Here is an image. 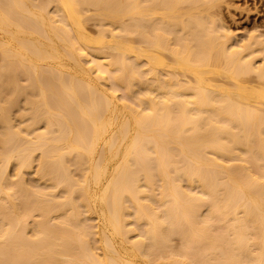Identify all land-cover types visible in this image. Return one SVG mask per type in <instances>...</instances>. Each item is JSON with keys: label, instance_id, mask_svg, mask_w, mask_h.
Instances as JSON below:
<instances>
[{"label": "bare ground", "instance_id": "6f19581e", "mask_svg": "<svg viewBox=\"0 0 264 264\" xmlns=\"http://www.w3.org/2000/svg\"><path fill=\"white\" fill-rule=\"evenodd\" d=\"M221 1L0 0V264H264V45Z\"/></svg>", "mask_w": 264, "mask_h": 264}, {"label": "rangeland", "instance_id": "374dc122", "mask_svg": "<svg viewBox=\"0 0 264 264\" xmlns=\"http://www.w3.org/2000/svg\"><path fill=\"white\" fill-rule=\"evenodd\" d=\"M218 3L220 4V2H218ZM219 4H217V6H216L217 8L216 7L213 8V10H212V15L213 16L211 17V20H213V19L215 20L216 19L217 22H218L219 21L218 19L221 18L222 21L220 20V22L223 23L228 28V30L234 34L233 42H234V44H236V46L239 45L240 43H246L251 35H258V37L260 38L259 40L262 39L261 42H262V45H264V0H223V1H221L220 6H219ZM216 9H218V10H216ZM89 14H91V16H92L91 18L92 19H89V21L86 22V24H85V26L87 28L86 30L89 31L90 35L91 34L92 35H96V33H97L96 30L98 29L97 25H96L97 21L94 19L93 11L89 12ZM214 14H215V16H214ZM217 14H218V16H217ZM215 17H217V18H215ZM93 20H95L96 23ZM254 55H255V57H254L253 61H255V65L264 64V53L256 52ZM248 74H250V75H248ZM248 74L242 73L241 76L239 75L238 78H239V80L241 79V83L240 84H243V87H248L249 86L248 88H250L251 86H253V87H255V88L259 89V90L260 89L264 90L263 85H262V83L264 84V81H262V78L260 79L259 76L257 78V75L255 76L254 73L253 74L252 73H248ZM209 76L211 78L213 77L214 79H217L216 82H218V80H219L221 84L224 83L223 86H225V85L229 86V87L232 86L231 83H230V82L233 83V81H231L232 79L229 78V77H228V79H226L225 75H222V76L225 77V79H224V77L222 78L221 74L220 73L218 74V72L212 73ZM219 77H220V79H219ZM221 78H222V80H221ZM250 82H251V84H249ZM254 82H255V84L258 82V84H256V86L252 85V84H254ZM220 83H218V84L221 85ZM21 106H23L22 102L17 106V108L16 107L14 108V112H13L14 120L17 119V114L16 113L19 111L18 107H21ZM40 126H42V125H38L39 128H40ZM36 155H37V153L35 154V156ZM36 158H37V156H36ZM34 161H33L32 166H29V168L27 167V168L24 169V178L28 182L26 184L29 185L27 187L28 188L32 187L30 189L34 190L35 187L39 189V186L40 187L42 186V188H46V189L48 188L47 191H45L46 193L47 192H51V190H53V189H51L52 186L49 185L51 182H49L47 180L45 181V180L39 178V176L36 174L37 159L34 160ZM15 171H16L15 161H14V163L12 161V163H10L7 166V172L6 173L8 174V180H10V181L13 180L14 181V179L17 178L16 175H15ZM47 185L50 186V187H48ZM13 187H14V185L12 186V188ZM36 188H35V190H38ZM13 189L14 190L15 189L18 190V187L13 188ZM46 189H44V190H46ZM54 190L56 191V193H55ZM54 190H53L54 192L52 191L51 193H54V194H57V195H61V194H58V193H62V189L61 190L60 189L56 190V188H54ZM58 191H60V192H58ZM29 197L32 198L33 194H31V195L29 194ZM83 220H86L87 223L92 222V224L96 223V222L97 223H101V220H99V219L98 220L97 219L88 220V219L84 218ZM29 221H30V224H33L32 219H29ZM87 223H85V224H87ZM88 225H91V223H89ZM174 237L172 239V244L175 247H179L180 242H181L180 238L178 237L179 238V240H178L177 236H174ZM91 238H93V236L90 237V239ZM92 240H91V245L94 246V248H95L94 250L97 251V252H101L102 249L99 251L95 247L96 246V244H95L96 242H94V241L92 242ZM118 245H120V244H118ZM100 246H101V244H100ZM122 250H124V249L122 248Z\"/></svg>", "mask_w": 264, "mask_h": 264}]
</instances>
